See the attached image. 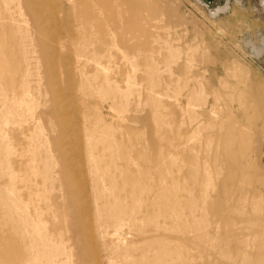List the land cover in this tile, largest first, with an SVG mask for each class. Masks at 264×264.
<instances>
[{"label":"rangeland","instance_id":"obj_1","mask_svg":"<svg viewBox=\"0 0 264 264\" xmlns=\"http://www.w3.org/2000/svg\"><path fill=\"white\" fill-rule=\"evenodd\" d=\"M264 0H0V264H264Z\"/></svg>","mask_w":264,"mask_h":264},{"label":"bare ground","instance_id":"obj_2","mask_svg":"<svg viewBox=\"0 0 264 264\" xmlns=\"http://www.w3.org/2000/svg\"><path fill=\"white\" fill-rule=\"evenodd\" d=\"M263 257H264V255H263Z\"/></svg>","mask_w":264,"mask_h":264}]
</instances>
